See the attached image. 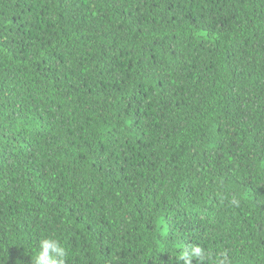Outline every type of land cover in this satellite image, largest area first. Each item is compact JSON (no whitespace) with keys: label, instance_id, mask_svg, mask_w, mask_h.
Listing matches in <instances>:
<instances>
[{"label":"trees","instance_id":"1","mask_svg":"<svg viewBox=\"0 0 264 264\" xmlns=\"http://www.w3.org/2000/svg\"><path fill=\"white\" fill-rule=\"evenodd\" d=\"M43 236L264 264V0H0V264Z\"/></svg>","mask_w":264,"mask_h":264},{"label":"clouds","instance_id":"2","mask_svg":"<svg viewBox=\"0 0 264 264\" xmlns=\"http://www.w3.org/2000/svg\"><path fill=\"white\" fill-rule=\"evenodd\" d=\"M38 253L35 256L34 264H67L68 252L63 246L60 239L55 236H43L38 241ZM211 256L205 248L199 244H189L183 254L178 258L183 261V264H193V260L197 264H205ZM214 264H229L228 259L224 254Z\"/></svg>","mask_w":264,"mask_h":264}]
</instances>
